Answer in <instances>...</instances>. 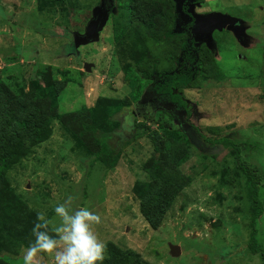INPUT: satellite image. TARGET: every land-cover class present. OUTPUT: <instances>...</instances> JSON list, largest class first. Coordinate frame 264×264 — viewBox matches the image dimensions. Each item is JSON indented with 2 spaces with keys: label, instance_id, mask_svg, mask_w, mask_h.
<instances>
[{
  "label": "rangeland",
  "instance_id": "rangeland-1",
  "mask_svg": "<svg viewBox=\"0 0 264 264\" xmlns=\"http://www.w3.org/2000/svg\"><path fill=\"white\" fill-rule=\"evenodd\" d=\"M196 4V14L235 19L245 38L240 42L226 30L212 34V49L199 77L181 92L191 108L187 118L176 105L155 101L149 94L145 98L144 91H154L147 90L149 78L141 82L139 99L131 98L128 108L117 111V131L99 138L116 154L115 167L109 170L86 148L83 139L88 136L78 138L75 126L58 115L92 108L99 98L118 107L129 97L125 71H135L132 65L146 72L150 67L158 72L173 69L181 37L174 33L171 39L160 36L153 42L136 23L156 12L167 17L169 6L162 0H115V13L97 30L101 20L95 24L92 14L100 9L98 0H0V83L12 91L20 86L25 93L36 82L62 87L57 116L49 120L51 136L5 174L1 211L16 221L22 203L34 216L43 211L51 219L54 207L74 195L77 206L101 216L95 230L106 247L131 251L140 264L262 263L259 254L247 249V184L233 154L212 141L226 138L238 146L245 165L260 178L258 198L264 209V0ZM113 21L122 38L118 46ZM160 24L173 30V23ZM129 27L138 29L130 37L124 34ZM85 64L92 65L90 73H85ZM139 123L155 130L163 146L171 132L177 136L173 148L182 147L178 154L183 161L174 166L181 178L178 192L156 229L142 216L136 193L138 183L148 181L144 169L155 155L150 140L136 128ZM256 229L264 252V212ZM27 247H5L0 264H23ZM172 247H178L177 255ZM41 264H52V258L45 256Z\"/></svg>",
  "mask_w": 264,
  "mask_h": 264
},
{
  "label": "trees",
  "instance_id": "trees-1",
  "mask_svg": "<svg viewBox=\"0 0 264 264\" xmlns=\"http://www.w3.org/2000/svg\"><path fill=\"white\" fill-rule=\"evenodd\" d=\"M200 1L196 0L197 3ZM167 11L169 13L167 17L156 12L147 14L136 22L146 32L147 38L153 42L158 41L160 36L167 39L175 36L172 30H166L161 24L159 25L164 22L173 23V9ZM116 29L117 23L113 21L114 39L118 46L122 38L119 39ZM137 30L129 27L124 34L130 37ZM178 50L173 69L158 72L157 68L150 67V70L146 72L142 71L139 64H136L132 65L135 71H125V80L131 91L129 97L123 100L118 107H111L106 98H99L92 108H81L67 116L58 115L60 120L67 119L69 124L75 126L78 138L83 139L88 136L87 140L83 139L86 148L107 169L111 170L115 167L116 154L99 138L108 137L117 131V111L120 108H128L131 98L139 99L143 86L141 82L144 80L158 76V82L153 86H150L151 83L147 90L154 91L165 101L176 105L177 110L184 111L185 118L191 115V108L183 99L181 92L195 84L201 73L202 61L206 56L208 57L210 50L202 46L195 50V54L187 50L183 37L178 41ZM261 55L264 60V49ZM210 59L213 60L211 57ZM45 84L42 86L40 82H36L30 92L25 93L20 86H17L16 91H12L0 83V186L5 185V174L12 166L30 154L35 146L47 141L51 136L49 120L57 116V95L62 87L59 88L57 82L45 81ZM157 125L159 129L166 130L162 124L157 123ZM136 128L140 129L150 140L155 154L144 169L148 181L143 184L138 183L136 193L141 202L142 216L153 229H156L178 192V181L181 178L174 170V166H178L183 161L182 156L178 154L182 147L173 148L171 142L177 136L170 134L171 132H168V142L163 146L160 135L155 130L142 123L137 124ZM212 143L225 147L233 154L236 166L247 184L251 221L247 249L253 255L259 254L261 264H264V252L256 240V221L264 212L263 205L258 198L260 178L254 170L245 165L238 146L232 141L219 138L213 140ZM21 207V214L16 221L0 209V255L5 247L20 248L28 246L34 240L32 228L36 223V216L22 203ZM106 249L107 256L102 264H140L138 257L131 251H121L113 244H108Z\"/></svg>",
  "mask_w": 264,
  "mask_h": 264
},
{
  "label": "clouds",
  "instance_id": "clouds-1",
  "mask_svg": "<svg viewBox=\"0 0 264 264\" xmlns=\"http://www.w3.org/2000/svg\"><path fill=\"white\" fill-rule=\"evenodd\" d=\"M77 199L68 195L54 207L51 219L38 212L32 228L34 240L23 252V264H41L45 256L52 258V264H102L106 244L95 230L102 223L101 216L77 206Z\"/></svg>",
  "mask_w": 264,
  "mask_h": 264
},
{
  "label": "flooded vegetation",
  "instance_id": "flooded-vegetation-1",
  "mask_svg": "<svg viewBox=\"0 0 264 264\" xmlns=\"http://www.w3.org/2000/svg\"><path fill=\"white\" fill-rule=\"evenodd\" d=\"M161 1V0H159ZM164 4L169 6V9H173V33L178 36H181L185 39L186 48L191 52H195L196 49L201 48L202 46L206 47L205 44H199L196 46L194 36L192 34L194 27V17L196 0H162ZM172 6V7H171ZM98 10L94 22L97 24L98 21L103 18L110 19L116 11L115 0H98ZM107 15V16H106ZM94 24V23H93ZM94 24V25H95ZM179 31V33H176ZM153 77L150 78V84L152 83ZM150 91H144V97L148 98V94L152 97H155V101L158 100L160 103H169L165 101L160 95H157L155 92L148 93ZM149 102L152 100L149 98ZM145 105V103H143ZM174 105V104H173ZM152 109H155L154 107ZM178 109V108H177Z\"/></svg>",
  "mask_w": 264,
  "mask_h": 264
},
{
  "label": "water",
  "instance_id": "water-1",
  "mask_svg": "<svg viewBox=\"0 0 264 264\" xmlns=\"http://www.w3.org/2000/svg\"><path fill=\"white\" fill-rule=\"evenodd\" d=\"M197 5V4H196ZM96 11L93 12V17H96ZM194 27L192 34L194 36V40L196 43V46H199V44H205L206 48L211 51L212 47L210 46V43L212 42V34L215 31H230L234 34L236 39L238 41H242L245 37L242 32L241 26L236 25L237 21L231 17L224 16L219 13H209V14H194ZM105 19L103 18L101 22L99 23L98 29L100 30L103 25L105 24ZM94 28L93 22L89 24L88 29ZM243 34V35H242ZM96 33L94 35V41L97 40ZM92 68V65L85 64L83 69L85 73H90ZM173 255H177L179 253L178 247H172L171 248Z\"/></svg>",
  "mask_w": 264,
  "mask_h": 264
}]
</instances>
